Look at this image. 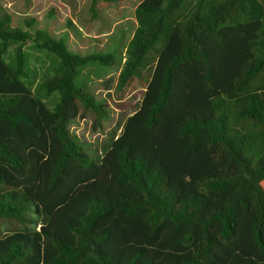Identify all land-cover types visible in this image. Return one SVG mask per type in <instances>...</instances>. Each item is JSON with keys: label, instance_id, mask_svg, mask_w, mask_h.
Here are the masks:
<instances>
[{"label": "trees", "instance_id": "trees-1", "mask_svg": "<svg viewBox=\"0 0 264 264\" xmlns=\"http://www.w3.org/2000/svg\"><path fill=\"white\" fill-rule=\"evenodd\" d=\"M21 1L0 2V264H264V0H140L127 44L101 22L86 54ZM28 43L56 61L29 74ZM90 65L145 89L103 145L72 129L108 118Z\"/></svg>", "mask_w": 264, "mask_h": 264}, {"label": "rangeland", "instance_id": "rangeland-1", "mask_svg": "<svg viewBox=\"0 0 264 264\" xmlns=\"http://www.w3.org/2000/svg\"><path fill=\"white\" fill-rule=\"evenodd\" d=\"M140 0H131L123 5H109L108 7H99L98 15L102 18L89 21V3L90 0H31V8L27 14H32L40 19V23H48V28L53 29L56 34L61 33L66 29V22L70 21L78 28L80 33L76 35L74 32H67L72 37H68V47L82 54L91 53L92 50L104 49L108 50L109 41H105L107 34L103 33L100 37L101 22L106 26H110L114 29V45L111 47V51H116L120 47L121 43L118 40L124 34V30L127 27L126 35L123 38V45L127 44L134 28L137 26L134 10L136 2ZM2 5L10 12H15L18 15L24 12V2L21 0H0ZM55 12V18L46 20L44 15L49 11ZM112 29V30H113ZM113 33V34H114ZM98 38V40L95 39ZM95 47V48H94ZM24 50L28 55L27 68L29 74H33L36 68L47 65L51 58L56 61L53 55L43 50L41 53L35 51L31 47V43L24 46ZM51 56V57H50ZM49 58V59H48ZM41 70V69H40ZM83 77L87 81L91 92L97 99L103 100V104L107 107L108 118L102 122V126L99 129H93V117L87 115L86 118L79 119L72 129L78 134L83 135L90 141H94L99 144H104L110 133L118 127L127 117L132 115L139 107V103L142 98L144 85L140 82L133 83L132 86L125 92H119L116 90V83L118 77V69L109 67H99L98 65H90L84 69L82 73ZM40 77H33L34 82L40 84L41 80L46 76V69L43 68L40 71ZM149 73L145 72L144 79L148 78ZM44 91V90H43ZM39 98L44 99L49 108H53V97L44 98L42 92L37 94Z\"/></svg>", "mask_w": 264, "mask_h": 264}]
</instances>
